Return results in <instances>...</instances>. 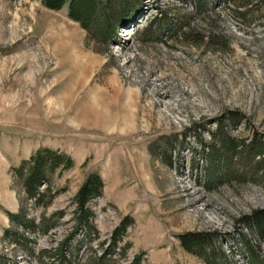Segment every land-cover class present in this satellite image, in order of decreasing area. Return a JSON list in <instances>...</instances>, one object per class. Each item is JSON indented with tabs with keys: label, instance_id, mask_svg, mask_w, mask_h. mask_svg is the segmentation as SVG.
Returning <instances> with one entry per match:
<instances>
[{
	"label": "rangeland",
	"instance_id": "obj_1",
	"mask_svg": "<svg viewBox=\"0 0 264 264\" xmlns=\"http://www.w3.org/2000/svg\"><path fill=\"white\" fill-rule=\"evenodd\" d=\"M131 1L128 31L119 30L107 47L87 39L66 5L50 10L41 0H0L1 264H38L1 236L9 226L4 210L20 204L10 166L41 146L67 152L75 164L56 178L67 188L45 211L61 209L64 216L47 234L25 232L36 241L34 254L50 245L49 233L60 239L69 230L72 197L96 171L105 183L92 203L101 238L131 214L132 254L146 251L143 264H204L177 235L214 229L226 235L232 264L248 262L235 218L264 208V186L206 188L210 161L201 137L211 141L208 127L215 129L229 109L249 119L233 134L264 133V0H252L260 10L247 15L251 24L235 3L215 6L216 25L231 40L225 49L168 31L152 38L167 17L193 13L190 0Z\"/></svg>",
	"mask_w": 264,
	"mask_h": 264
},
{
	"label": "trees",
	"instance_id": "obj_2",
	"mask_svg": "<svg viewBox=\"0 0 264 264\" xmlns=\"http://www.w3.org/2000/svg\"><path fill=\"white\" fill-rule=\"evenodd\" d=\"M189 2L193 13L187 12L178 19L167 17V21L150 31L154 40L159 39L162 32L168 31L192 39L195 44L206 43L225 49L230 46L231 40L224 33V27L216 25V18H221V14L214 11L215 6L220 2H233L237 13L245 18L250 12L260 10V5L252 0ZM41 3L50 10H60L66 5L68 18L79 24L86 32L87 39L107 47L119 35L120 28L127 26L134 16L131 0H41ZM198 18L207 27H203ZM247 24H251V19L247 18ZM248 121L242 111L229 109L219 116L215 129L208 127L212 140L207 142L201 137V144L208 150L210 161L206 167V188L248 182L264 186V133L254 128L248 137L233 134ZM173 148L176 146L171 147L172 152ZM172 152L167 156L170 164H173ZM74 164V159L67 152L41 146L10 166L12 179L18 187L20 204L16 211L4 210L9 226L3 229L1 238L22 246L27 253L36 256L38 264H143L146 251L132 254L134 244L129 232L135 225V218L131 214L124 215L110 234L105 239L101 238L92 203L101 197L105 183L96 171L86 175L72 197L69 230L60 239L49 233L50 245L37 249L34 254L36 241L25 232L47 234L64 216L61 209L49 214L45 211L67 188V185H57L56 178L73 168ZM28 204L39 211L37 218L30 214ZM235 226L238 230L236 240L242 243L246 251L247 264H264V208H253L237 216ZM177 237L182 247L202 258L204 264H232L222 245L226 235L218 229L188 231ZM94 239H97L98 250L91 245ZM83 246L85 248L80 251ZM4 260L5 254L0 253V264Z\"/></svg>",
	"mask_w": 264,
	"mask_h": 264
}]
</instances>
